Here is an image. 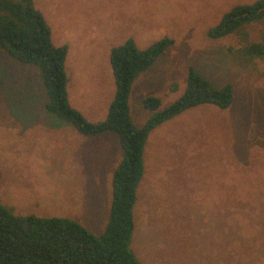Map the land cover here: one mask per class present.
I'll list each match as a JSON object with an SVG mask.
<instances>
[{
	"label": "rangeland",
	"instance_id": "rangeland-1",
	"mask_svg": "<svg viewBox=\"0 0 264 264\" xmlns=\"http://www.w3.org/2000/svg\"><path fill=\"white\" fill-rule=\"evenodd\" d=\"M257 0H34L55 47L66 46L69 105L105 121L115 87L111 49L172 41L133 83L132 122L183 93L193 68L216 87L230 84L227 109L199 106L153 130L134 208L131 248L142 264H264V20L218 40L207 31L232 7ZM34 68L0 52V199L16 215L67 218L100 236L110 218L112 177L121 160L113 133L80 136L44 109Z\"/></svg>",
	"mask_w": 264,
	"mask_h": 264
},
{
	"label": "trees",
	"instance_id": "trees-1",
	"mask_svg": "<svg viewBox=\"0 0 264 264\" xmlns=\"http://www.w3.org/2000/svg\"><path fill=\"white\" fill-rule=\"evenodd\" d=\"M33 1L0 0V52L35 69L43 86L44 109L48 114L68 123L83 137L116 135L121 160L112 177L110 218L100 236L67 218L18 216L0 199V264H142L131 248V239L149 134L199 106L227 109L233 102V88L230 84L216 87L189 68L182 95L164 108H160L159 98H146L143 103L150 115L143 126L137 127L130 116L133 83L153 66L172 41L164 38L140 50L132 40H126L110 53L115 92L107 117L100 123L88 122L68 102L67 47L53 45L50 28ZM263 20L264 0L234 6L207 31V37L212 40L229 37ZM240 52L263 57L264 44L248 42Z\"/></svg>",
	"mask_w": 264,
	"mask_h": 264
}]
</instances>
